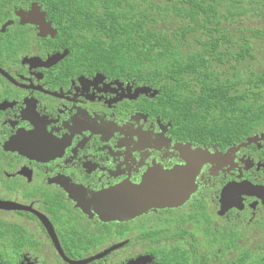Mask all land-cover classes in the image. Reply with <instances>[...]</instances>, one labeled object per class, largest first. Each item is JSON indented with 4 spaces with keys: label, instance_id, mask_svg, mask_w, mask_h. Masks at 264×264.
<instances>
[{
    "label": "flooded vegetation",
    "instance_id": "obj_1",
    "mask_svg": "<svg viewBox=\"0 0 264 264\" xmlns=\"http://www.w3.org/2000/svg\"><path fill=\"white\" fill-rule=\"evenodd\" d=\"M48 13L0 0V264H264V139L225 155L264 129L226 147L190 132Z\"/></svg>",
    "mask_w": 264,
    "mask_h": 264
},
{
    "label": "trees",
    "instance_id": "obj_2",
    "mask_svg": "<svg viewBox=\"0 0 264 264\" xmlns=\"http://www.w3.org/2000/svg\"><path fill=\"white\" fill-rule=\"evenodd\" d=\"M41 1L80 61L154 81L190 132L226 147L264 129V28L230 33L252 13L264 20V0Z\"/></svg>",
    "mask_w": 264,
    "mask_h": 264
},
{
    "label": "water",
    "instance_id": "obj_3",
    "mask_svg": "<svg viewBox=\"0 0 264 264\" xmlns=\"http://www.w3.org/2000/svg\"><path fill=\"white\" fill-rule=\"evenodd\" d=\"M23 20L27 21L26 23H36L35 20H43L42 18H39L37 15H35L33 13V11L31 13H29L28 15L23 16ZM264 139V134L262 135H255L253 137L247 138L246 142L238 145V146H234V148H231L225 155H234L235 152L239 151L241 148L247 147L248 145H250L251 143H256L258 141H262ZM10 204L9 203H2L0 204V208H4V209H10ZM124 221L128 220V217H124L123 218ZM122 219V220H123ZM104 256L103 254H99L97 255L95 258H99ZM88 263V262H86ZM146 261L145 260H136V261H130L126 264H145Z\"/></svg>",
    "mask_w": 264,
    "mask_h": 264
},
{
    "label": "rangeland",
    "instance_id": "obj_4",
    "mask_svg": "<svg viewBox=\"0 0 264 264\" xmlns=\"http://www.w3.org/2000/svg\"><path fill=\"white\" fill-rule=\"evenodd\" d=\"M244 2H247L248 0H243ZM243 23V26L241 24ZM242 23L239 25V27H231L230 33L231 36L237 34V32H243L245 29H250V31L254 28H264V20L262 17H259L258 15H254V13L247 15L242 18ZM251 34L248 33V36ZM257 58L259 59V62L262 63L264 61V54L261 55L257 52ZM255 239V238H254Z\"/></svg>",
    "mask_w": 264,
    "mask_h": 264
}]
</instances>
